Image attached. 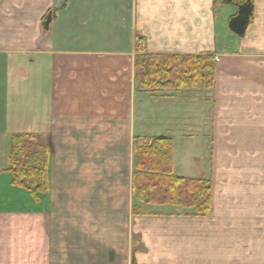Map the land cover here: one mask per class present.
<instances>
[{"label": "crops", "instance_id": "crops-1", "mask_svg": "<svg viewBox=\"0 0 264 264\" xmlns=\"http://www.w3.org/2000/svg\"><path fill=\"white\" fill-rule=\"evenodd\" d=\"M229 6L0 0V176L15 187L7 171L13 133H34L49 146L48 191L29 196L24 208H0V264H130L136 137L207 130L239 137L240 146L245 138L246 150L263 136L264 0H254L242 38L227 29L235 9L222 11ZM48 10L55 15L45 30ZM139 36L149 54L214 56L210 98L192 97L199 90L138 89ZM193 103L197 110L185 108ZM137 205L138 215L166 214L167 205Z\"/></svg>", "mask_w": 264, "mask_h": 264}, {"label": "rangeland", "instance_id": "rangeland-1", "mask_svg": "<svg viewBox=\"0 0 264 264\" xmlns=\"http://www.w3.org/2000/svg\"><path fill=\"white\" fill-rule=\"evenodd\" d=\"M197 93L192 97L210 98L208 90ZM185 108L195 111L198 105ZM200 133L189 138L173 134L172 164L177 176L210 182V214L200 217L165 206L164 216L133 215L130 264L133 259L136 264H187V260L191 264V259L194 264H264V134L245 150V138L240 146L239 137H211L207 130ZM29 196L0 176V208H24Z\"/></svg>", "mask_w": 264, "mask_h": 264}, {"label": "trees", "instance_id": "trees-1", "mask_svg": "<svg viewBox=\"0 0 264 264\" xmlns=\"http://www.w3.org/2000/svg\"><path fill=\"white\" fill-rule=\"evenodd\" d=\"M216 7L230 5L235 11L227 19V29L244 37L253 21L254 0H213ZM54 10L42 17L48 29ZM135 85L147 91L208 90L215 86L216 60L212 55L149 54L144 39L136 44ZM49 146L31 132L13 133L10 137L7 171L11 184L26 190L34 199L48 191ZM132 195L142 205L171 206L178 213L207 216L211 212V184L201 178L177 176L172 164V142L169 137L134 139ZM137 203V204H138ZM133 205V215L141 205ZM139 209V210H138ZM132 264H136L132 260Z\"/></svg>", "mask_w": 264, "mask_h": 264}, {"label": "water", "instance_id": "water-1", "mask_svg": "<svg viewBox=\"0 0 264 264\" xmlns=\"http://www.w3.org/2000/svg\"><path fill=\"white\" fill-rule=\"evenodd\" d=\"M109 260L110 261L113 260V252L112 251L109 252Z\"/></svg>", "mask_w": 264, "mask_h": 264}]
</instances>
